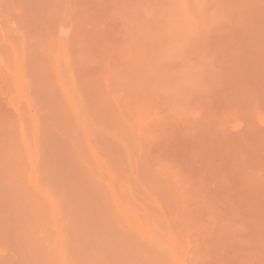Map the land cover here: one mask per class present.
<instances>
[{
    "label": "rangeland",
    "instance_id": "rangeland-1",
    "mask_svg": "<svg viewBox=\"0 0 264 264\" xmlns=\"http://www.w3.org/2000/svg\"><path fill=\"white\" fill-rule=\"evenodd\" d=\"M0 264H264V0H0Z\"/></svg>",
    "mask_w": 264,
    "mask_h": 264
}]
</instances>
